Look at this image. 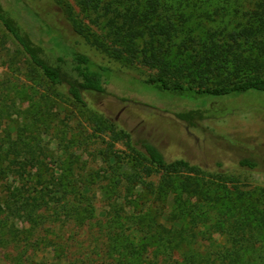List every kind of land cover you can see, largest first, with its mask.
I'll return each instance as SVG.
<instances>
[{
  "label": "rangeland",
  "instance_id": "374dc122",
  "mask_svg": "<svg viewBox=\"0 0 264 264\" xmlns=\"http://www.w3.org/2000/svg\"><path fill=\"white\" fill-rule=\"evenodd\" d=\"M24 1L40 13L66 45L114 72L106 75L111 83L107 94H88L86 104H80L66 90L54 86L0 24V165L20 168L12 176L21 177L19 184L28 183L30 190L37 188L49 202L17 217L5 208L8 189L7 183H2L0 264H107L110 236L116 229L113 219L120 216L125 233L138 238L141 234L132 220L146 213L172 233L195 227L198 234L205 233L204 247L223 248L225 231L216 226L224 221L220 213L205 207L202 210L208 215L207 223L197 225L189 218L182 225L183 221L176 218L181 203L190 200L199 204V199H185L179 191H170L164 202L158 193L169 175L144 157L140 145L144 141L157 145L170 161L185 159L215 173L234 174L236 178L201 180L214 197L255 194L260 206L264 204V93L240 97L181 95L145 83L164 78L170 84L178 82L198 90L248 76V71L230 70V79L224 80V75H229L225 67L218 72L204 70L213 59L212 39L220 47L229 42L227 34L239 21L228 25L224 21L226 12L217 11L218 0L202 9L203 20L193 9L169 7L170 14L194 17L193 22L184 25L183 32L178 27L173 43L165 37L155 39L146 54L144 41H138L137 51L131 52L114 29L119 20L123 22L120 16L126 13L124 6L87 11L81 0H65L75 16L108 46L109 56L74 33L54 0ZM250 3L243 0L241 8L250 11ZM209 14H213V20ZM242 49L246 56L254 52L251 45L243 44ZM155 50L163 54L151 58ZM161 59L168 69L159 64ZM219 62L213 61V66ZM209 104L205 119L190 124L178 117ZM245 157L254 158L259 169H241L239 162ZM178 175H174L178 186L190 176ZM193 247L205 250L203 245ZM157 248L158 244H153L150 251Z\"/></svg>",
  "mask_w": 264,
  "mask_h": 264
},
{
  "label": "trees",
  "instance_id": "16d2710c",
  "mask_svg": "<svg viewBox=\"0 0 264 264\" xmlns=\"http://www.w3.org/2000/svg\"><path fill=\"white\" fill-rule=\"evenodd\" d=\"M215 1L217 0H176V3L171 4L169 0H81V3L87 11L102 6H124L126 13L120 16L123 22L119 20L120 24L113 25L116 27L114 29H117L121 42L125 43L131 52L137 51L135 47L138 41H144L146 44L144 52L147 54L148 50L152 49L155 39L165 37L166 41L173 43L172 40L178 38V33L175 34L178 27L183 32L184 25L193 22L194 17L178 12L170 14L172 9L169 7L177 6L179 11L185 8L193 9L194 13H199V18L203 17L201 18L203 20L205 16L202 9L213 6ZM54 2L63 9L74 33L91 47L112 56L108 46L75 16L69 3L65 0H54ZM217 3V11L226 12L227 18H224V21L228 25L233 20L239 21V24L227 34L226 39H229V42L221 44V47L212 39L210 54L213 59L208 60L204 70L218 72L222 70L221 66L225 67L229 75L225 74L224 80L230 79V70L248 71V76L215 88L198 90L184 87L178 82L170 84L164 78L149 79L145 83L154 85L161 91L181 95L195 93L213 97H240L251 92L264 93V0H251L253 4L250 3L252 5L250 11L241 8L243 0H218ZM209 15L208 17L213 20V14ZM0 24L12 35L44 76L54 86L66 90L76 102L86 104L85 98L88 94L108 93L111 83L106 75L108 72L113 73L114 70L95 62L90 55L66 45L65 41L55 34L53 27L26 1L0 0ZM243 44L251 45L256 54L253 52L252 55L246 56L245 49H242ZM156 53L162 55L163 51L155 50L150 57L156 58ZM215 60H220L218 66H213ZM159 64L164 65L165 61L161 59ZM195 65L201 68L198 63ZM164 67L168 69L166 64ZM205 110L210 112V104L197 110L180 113L178 117L192 124L197 119H205ZM140 146L144 157L158 170L169 175L166 184H162L158 193L164 202L170 191H179L181 197L185 196V199L193 196L199 199V204H191L190 200L181 203V211L176 218L183 221L182 225L189 218H193L192 222L197 225L207 223L209 218L202 208L206 207L210 212L218 211L224 221L216 226L225 231L226 245L217 250L204 247L205 233L198 234L195 227L178 229L172 233L163 224L157 222V219H151L150 213L136 216L132 220L141 234L137 238L133 234L125 233V226L121 224L120 216H117L113 219L116 229L111 233L106 252L109 261L106 262L107 264H264V208H262L264 204L260 206L259 200L256 199L258 196L239 193L236 197L229 195L214 197L204 188L201 180L219 176L236 178L234 174L215 173L185 159L170 161L157 145L148 141L142 142ZM239 165L241 169L250 171H256L260 166L252 157L242 158ZM19 169L2 168L0 165V188L1 186L5 188L3 182L7 183L5 208L11 214L22 217L27 210L33 212L43 205H48L49 202L46 201L45 194L37 192V188L33 191L27 186L28 183L19 184L21 177L12 176L14 171L19 173ZM181 173L190 176L184 178L185 181L178 186L176 180L178 177L174 175L180 176L178 174ZM192 175L194 177H191ZM262 196L263 194L260 193L259 197ZM29 216L32 214L30 213ZM153 244H158V248L151 252ZM193 245H203L205 250L203 251L202 247L191 249L190 246Z\"/></svg>",
  "mask_w": 264,
  "mask_h": 264
}]
</instances>
